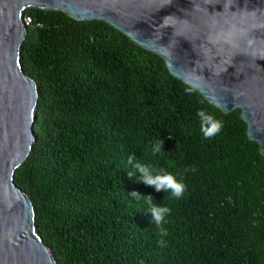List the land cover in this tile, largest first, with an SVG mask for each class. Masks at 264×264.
<instances>
[{
  "label": "trees",
  "instance_id": "16d2710c",
  "mask_svg": "<svg viewBox=\"0 0 264 264\" xmlns=\"http://www.w3.org/2000/svg\"><path fill=\"white\" fill-rule=\"evenodd\" d=\"M25 19L20 62L40 96L15 182L56 263L264 264V156L241 108L217 107L106 21L39 7ZM201 110L222 123L208 139ZM133 155L182 181L183 197L136 182ZM149 195L166 223H150Z\"/></svg>",
  "mask_w": 264,
  "mask_h": 264
},
{
  "label": "water",
  "instance_id": "95a60500",
  "mask_svg": "<svg viewBox=\"0 0 264 264\" xmlns=\"http://www.w3.org/2000/svg\"><path fill=\"white\" fill-rule=\"evenodd\" d=\"M29 7L106 21L217 107L241 108L264 156V0H0V264H57L15 182L36 142L40 96L20 62Z\"/></svg>",
  "mask_w": 264,
  "mask_h": 264
},
{
  "label": "clouds",
  "instance_id": "9594fccd",
  "mask_svg": "<svg viewBox=\"0 0 264 264\" xmlns=\"http://www.w3.org/2000/svg\"><path fill=\"white\" fill-rule=\"evenodd\" d=\"M200 120V131L205 139L211 138L222 129V123L215 119L212 115L207 114L205 111L201 110L196 113ZM163 149V141L155 143L152 146V153L155 155L160 153ZM129 165L138 172L139 178L136 182H143L146 185L152 186L156 191H164L170 194L171 197L180 199L183 197L186 191V185L182 181H178L176 177L171 173H165L162 171H157L151 164H147L137 160L135 156H129ZM195 171V169H192ZM187 171V170H186ZM132 177L133 173H128ZM130 196L137 197L140 196L138 192L130 193ZM141 197V196H140ZM144 202L147 205L146 211L151 213L150 223L154 224H164L166 223V217L171 214V209L167 206H161L157 203H153L152 196H143ZM166 235V233H162ZM163 245L164 241H159Z\"/></svg>",
  "mask_w": 264,
  "mask_h": 264
},
{
  "label": "built area",
  "instance_id": "2783aa9c",
  "mask_svg": "<svg viewBox=\"0 0 264 264\" xmlns=\"http://www.w3.org/2000/svg\"><path fill=\"white\" fill-rule=\"evenodd\" d=\"M24 21H25L24 24H28L30 22L29 19H25Z\"/></svg>",
  "mask_w": 264,
  "mask_h": 264
}]
</instances>
